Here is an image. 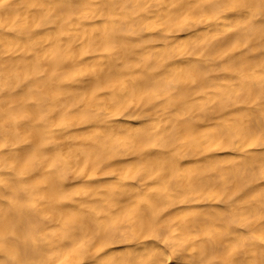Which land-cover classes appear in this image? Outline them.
<instances>
[{"label":"bare ground","instance_id":"bare-ground-1","mask_svg":"<svg viewBox=\"0 0 264 264\" xmlns=\"http://www.w3.org/2000/svg\"><path fill=\"white\" fill-rule=\"evenodd\" d=\"M0 264H264V0H0Z\"/></svg>","mask_w":264,"mask_h":264}]
</instances>
